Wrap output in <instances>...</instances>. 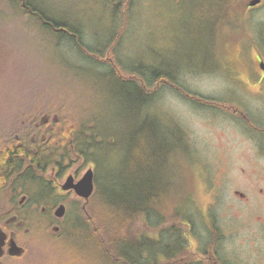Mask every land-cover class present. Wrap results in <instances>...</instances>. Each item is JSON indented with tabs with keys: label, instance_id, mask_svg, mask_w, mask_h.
Wrapping results in <instances>:
<instances>
[{
	"label": "rangeland",
	"instance_id": "rangeland-1",
	"mask_svg": "<svg viewBox=\"0 0 264 264\" xmlns=\"http://www.w3.org/2000/svg\"><path fill=\"white\" fill-rule=\"evenodd\" d=\"M250 1L42 0L58 14L71 13L79 33L61 35L47 34L35 19L23 16L13 0H0V117L10 113L7 120L0 119V131L21 126L23 117L14 113L18 110L29 114L37 106L33 114L50 116L48 111L56 107L44 101L54 100L83 119L94 115L99 132L88 158L67 154L73 171L84 173L94 164L96 194L88 201L75 194L64 196L68 206L62 219L69 235L60 240H52L50 231L38 236L34 258L25 257L23 264L42 262L54 247L71 264H109L94 244L70 236L82 231L78 224H85L93 213L98 220L100 213H110L109 197L121 193L133 172L125 158L148 118L149 126L162 132L164 143L159 144L170 146V189L178 196L173 205L177 216H166L163 226L172 223V235L177 237L179 231L186 238L187 251L170 262L157 252L148 264H197L204 261L200 256L212 254L219 260L213 264H264V143L256 146L257 136L252 135L261 137L254 112L262 117L258 122L264 120V102L258 105L264 91L251 73L260 72L254 50L238 54L245 46L264 51V0L252 6ZM238 60L245 63L241 70L233 63ZM156 70H168L173 77L154 81ZM141 77L153 89L152 100L145 103L133 95L134 89L141 90ZM86 102L92 104L87 115ZM91 126L84 137L94 132ZM176 132L186 149L174 144ZM157 218L148 223L163 220ZM178 218L187 230L182 231ZM100 225L91 222L92 227ZM149 227L135 217L133 237L155 238L157 227ZM102 241L107 242L102 246L110 260L112 241ZM57 251L48 264L59 261ZM148 252L140 249L143 256Z\"/></svg>",
	"mask_w": 264,
	"mask_h": 264
},
{
	"label": "flooded vegetation",
	"instance_id": "flooded-vegetation-1",
	"mask_svg": "<svg viewBox=\"0 0 264 264\" xmlns=\"http://www.w3.org/2000/svg\"><path fill=\"white\" fill-rule=\"evenodd\" d=\"M248 8L251 7L248 6ZM30 18L34 19L33 17ZM36 21L40 25L41 21ZM250 49L254 50L260 68V72L255 71L251 73L254 78H259L260 83L257 85L264 91V60H262L264 58V51H261L263 48L260 49L256 45L253 48H251V46H245L241 47V49L239 48L238 54L240 51L242 54L244 51L248 53ZM230 50L227 44L226 48H224V54L227 57L230 54ZM228 60L230 61V59ZM240 61L241 60L233 62L237 65L239 70L245 67V63ZM233 63L225 62L229 67L236 69ZM236 71L238 70L236 69ZM259 96L260 101H258V105L264 102V93H261ZM44 102L48 103L51 102V100H45ZM47 106L51 108V105ZM227 107L233 108L234 111L238 110L237 106L232 107L230 105ZM32 108L33 110L29 111V114H24L22 110H18L22 113H18V111L14 112L16 113L15 116L23 117L20 127L9 128L6 126L0 131V133H5L3 136L0 134V264H23L24 258L28 256H31V259H33L37 237L44 235L47 231H50L52 234V240H60V238L54 237L62 233L64 229V219L62 218L66 213L68 204L63 197L67 194H75L78 196L73 188L63 189L62 185L68 176H72L73 181L77 182L83 175V171H73L71 168H68L69 162L72 159L69 158L67 155L68 153L64 152L46 161L41 166L38 165V160L43 156V152H40L41 148H44V144H40L39 141L49 140L53 134H60L64 138V147L67 148L69 128L62 127L59 123L61 119V115L59 111H57L59 107H56L53 113H50L51 110L48 111L50 116L43 115L42 113V115H40L41 117H39L38 113L33 114L37 106H32ZM261 109L264 110V106L263 108L261 107L260 110ZM254 113L256 117H259L255 119L256 123L254 124H256V128L260 125L262 131L260 138L258 134H252L257 136V144H255L258 146L260 142L261 144L264 143V120L258 122L262 117L260 113ZM9 116L10 113L5 114L0 117V119L7 120ZM15 116H11L10 118ZM247 120L250 121V118L248 117ZM23 137L28 141L22 142ZM249 137H251V135ZM189 145L190 144H188V146ZM9 148L17 149L15 152L13 150L14 160L12 162L7 160ZM61 149L63 150L64 148L62 147L59 150ZM89 167H91L94 172V189L89 197L90 199L96 194L98 186L96 183L94 164H89L86 170ZM28 176H35L41 179L49 191L48 195L45 196L43 192H38L34 184L23 181ZM33 193L43 196V199L38 200L37 197H33ZM78 197L84 199L80 196ZM61 204L65 206V213L62 217H58L55 215V210ZM83 206L86 207V205ZM22 209L27 211L21 213ZM53 244L58 245L59 243ZM55 250H58L59 260H64L66 258L61 255V251L58 247H54L50 249L47 254L49 262ZM216 256L217 255L214 256L213 254L209 255L207 258H205V256L201 258L200 256V259H204L203 262L206 264H210V262L213 264L215 261L219 263ZM203 262L199 261L197 263L202 264Z\"/></svg>",
	"mask_w": 264,
	"mask_h": 264
},
{
	"label": "trees",
	"instance_id": "trees-1",
	"mask_svg": "<svg viewBox=\"0 0 264 264\" xmlns=\"http://www.w3.org/2000/svg\"><path fill=\"white\" fill-rule=\"evenodd\" d=\"M21 9L23 16H42L48 13L44 10L43 7H36L34 3L31 2V0H22ZM52 23L53 24L51 25L55 28L51 29L53 31V34L65 35L70 33H79V30H77L78 28H74L72 26V23L70 22L62 24H59L58 22ZM113 69L114 68L111 69V73H115ZM155 72L156 73H154V76L156 77L153 76L154 81L158 80L160 76L163 77L165 80H168L167 78L172 79L173 77L171 72L168 70H156ZM138 80V87L141 90L137 88L133 90L134 98L136 99L138 97V102L141 99L143 100L146 98H152L153 89H151V87L146 84L145 79L143 77ZM158 83L159 81H157L156 85ZM142 89L148 94L145 95L142 92ZM141 95L142 97H144L141 98ZM149 122L150 121H147V119L144 120V126L135 135L133 140L134 145L130 148L129 154L125 158L127 166L129 165L133 168L132 174L126 177L121 193L112 192L109 197L111 209L109 216L112 220L115 219V223L112 224V227L114 231L116 230V237L114 236L115 241L114 237L112 238V241L109 234V237H104L105 235L103 237L112 241V251L109 247L108 249L110 251V254L114 255L112 257L116 259L114 262L117 261L118 263L124 262L125 264H139L141 257V248H147L148 251L150 250L151 252L159 250L158 253L161 252L166 256V262L173 261L172 259L179 256L182 259V256L187 252L183 249L186 238L182 237V234H180L179 231L176 235L177 237H175V235H172L171 230L175 229L172 223L169 226H163L165 223L166 216L172 218L174 217L173 213H176V211L173 205L175 203L174 201L178 199V196L173 193L170 189L171 183L169 181L168 176V169L171 165V158L169 157L170 146H167L165 144L167 147H163L161 144H159L160 141L164 143L162 132L157 130V127H154L152 125L149 126ZM174 144L178 146L176 141H174ZM88 145L91 144L85 143V145L82 147L83 149H78L77 151H75L77 149L76 147L70 146L71 148H69L68 150L70 151V156H86L85 158H88V153L90 152L89 148H87ZM184 147L185 149L187 148V146ZM13 150L14 152L17 151V149L9 148V153L7 156V160L9 162H12L14 160ZM181 199H184V195H182ZM154 205H156L157 207L162 206V210H160V212L163 213L155 214L157 211H153ZM132 213H134V216L132 217L131 221L127 222L128 217ZM151 216H162L163 220L160 221V223L157 225H155L154 223L150 224L148 222H152V219L150 218ZM175 216H177V213ZM91 217H93V219L95 220H98L96 219L97 216L94 213ZM135 217L142 219V221L145 222V224L147 223L148 226L157 227V236L155 238H145L144 236L140 235H138V238L133 237L131 225ZM98 221L101 222L100 220ZM177 222L180 226L182 225V231L187 230L183 227L186 226V224H184L182 220H179L178 218ZM99 228L103 230L101 225L99 226ZM94 232H92V234L95 239L98 240V234L96 231ZM160 235L165 236L168 239V241L164 242V246L162 247L161 245L163 243L160 239ZM139 239H141L140 244L134 241ZM48 263L49 259L46 255L43 261L39 262L38 264ZM181 264L189 263L183 262Z\"/></svg>",
	"mask_w": 264,
	"mask_h": 264
},
{
	"label": "bare ground",
	"instance_id": "bare-ground-1",
	"mask_svg": "<svg viewBox=\"0 0 264 264\" xmlns=\"http://www.w3.org/2000/svg\"><path fill=\"white\" fill-rule=\"evenodd\" d=\"M44 1V0H43ZM20 0H14V5L18 7L19 5V8L21 10V13H22V9H21V6L19 4ZM31 2L34 3V5L36 7H43L45 11H47L48 13H46V15H42V16H37V15H31L35 20H39L41 21L42 23H40V25L42 27H44V29L47 31V34H52L53 31L51 29H55L51 24H53L52 22H58L59 24H62V23H74V21L72 20L73 18L70 19V14L71 13H67L65 10H63L60 14L54 12L52 9H51V5L50 3L49 4H45L44 2H42V0H31ZM21 4H22V0H21ZM17 11V10H16ZM30 17V16H29ZM128 75H133V73H128ZM165 80V79H163ZM167 81V80H166ZM152 98H149V99H141L139 101V103H145L147 101H151ZM61 101H58V102H55L54 100L51 101V109L55 108V107H59V114L61 115V119L59 120V123L61 124L62 127H65V128H69V134L67 136V148L64 147V138L62 135L60 134H53L49 140H43V141H39L40 144H44V148H41V151L40 152H43V156L40 160H38V165H42L44 164L46 161L54 158L55 156L57 157L58 154L64 152V153H68V150L69 148H71L70 146H73V147H76L78 145L79 149H83L82 147L85 145V143H89L91 145H88L87 148H89L90 150V153L93 154L91 152V150L93 148H95L94 146H97V142H96V136H97V130L95 128V118L92 116L91 118H86V119H83V117L79 114H76V113H71L70 110H68V106H66V104L64 102H61ZM92 106V104H89L88 105V102L85 103L84 107H85V110H84V114L87 115V111H88V107ZM96 115V114H95ZM80 117V119H79ZM92 121L94 123V127L91 126V122ZM147 121H150V118L147 119ZM87 126H91L92 129V135L89 134V136L87 137H84V134L86 132V129H87ZM72 132V133H71ZM98 135H99V132H98ZM28 141L26 138H22V142H26ZM92 141L94 143H92ZM175 141L177 142V144H179L177 147L178 149L182 150L181 148L185 149L184 147V144L181 140V137L180 135L176 132V139ZM75 142H76V146H75ZM93 144V145H92ZM64 148L63 150H59L60 148ZM92 147V148H91ZM181 147V148H180ZM77 148V147H76ZM59 150V151H58ZM99 174H102V171H101V168H100V172ZM23 181H28L30 182L31 184H34L35 187H37L38 189V192H43L45 194V196L48 195V189L45 185V183L39 179L38 177H35V176H28L26 177ZM64 184V183H63ZM101 184V183H100ZM33 197H37L38 200H42L43 199V196L39 195V194H34L33 193ZM182 200V199H181ZM184 200V199H183ZM86 201V200H85ZM156 211V210H162V206H159V207H156L153 209V211ZM27 210L25 209H22L21 210V213L23 212H26ZM135 213V212H134ZM134 213H132L129 217H128V220L127 222L131 221L132 217L134 216ZM160 213H163V212H160ZM158 212H156L155 214H160ZM169 213V212H168ZM100 216H101V226H102V229L104 230H101L99 228V226H97V228L95 227H92L91 226V222L94 221L93 217H87L85 219V224H78V229H81L82 231L80 230H77V233L74 234V235H71L70 237L73 238V236H76L77 238H79L81 241H83L85 244L87 241H89L90 243L94 244V247H95V251L96 252H99L100 253V258L101 259H104L106 261V263H109V264H125L124 262H121V263H118L117 261L114 262L113 257H109L110 260H112V262H110V260H108L106 254H105V251H103V243L105 245V248H106V241H102L100 242L101 240V237H106L110 235L111 239L115 236L116 237V230L114 231L113 230V227H112V224L115 223V219H111V217L108 215L106 216H103L101 213H100ZM30 217V216H28ZM103 217H105L106 219V223L103 221ZM152 220H158L156 219V217L154 216H151L150 217ZM96 221V220H95ZM98 221V220H97ZM66 223H64V229L62 231V233H60L58 236H56V238H59L61 235L65 234L66 233ZM148 225V224H147ZM149 227V226H148ZM96 231L97 234H98V240L95 239V237L93 236L92 232ZM103 231V233H102ZM95 233V232H94ZM109 234V235H108ZM66 235H69V233H66ZM115 237H114V241H115ZM113 241V239H112ZM136 242H138L140 244L141 242V239L139 240H135ZM162 246H164V241H162ZM156 245V243H155ZM87 250H89V248H85ZM146 251H147V248H146ZM159 250H156L155 252H151L149 250V252L147 253V255L143 256L141 255L140 257V263L139 264H148V262H150L151 260L153 261V258L156 254V252H158ZM56 264H71L70 263V260H67L66 258L63 260H59Z\"/></svg>",
	"mask_w": 264,
	"mask_h": 264
},
{
	"label": "water",
	"instance_id": "water-1",
	"mask_svg": "<svg viewBox=\"0 0 264 264\" xmlns=\"http://www.w3.org/2000/svg\"><path fill=\"white\" fill-rule=\"evenodd\" d=\"M259 2L260 0H251L249 2V5L252 6ZM93 177H94L93 169L89 167L77 182L73 181L72 176H68L62 187L63 189L73 188L78 196L84 198L87 201L90 195L93 193V189H94ZM64 213H65V206L61 204L56 208L55 215L58 217H62Z\"/></svg>",
	"mask_w": 264,
	"mask_h": 264
}]
</instances>
